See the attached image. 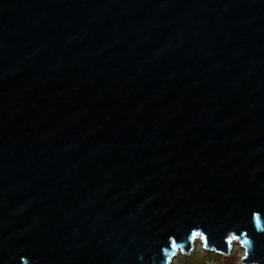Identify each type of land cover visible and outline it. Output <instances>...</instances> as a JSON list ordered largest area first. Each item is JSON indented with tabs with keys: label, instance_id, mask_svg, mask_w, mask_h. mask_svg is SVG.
Masks as SVG:
<instances>
[{
	"label": "water",
	"instance_id": "obj_1",
	"mask_svg": "<svg viewBox=\"0 0 264 264\" xmlns=\"http://www.w3.org/2000/svg\"><path fill=\"white\" fill-rule=\"evenodd\" d=\"M264 264V0H0V264Z\"/></svg>",
	"mask_w": 264,
	"mask_h": 264
},
{
	"label": "rangeland",
	"instance_id": "obj_2",
	"mask_svg": "<svg viewBox=\"0 0 264 264\" xmlns=\"http://www.w3.org/2000/svg\"><path fill=\"white\" fill-rule=\"evenodd\" d=\"M243 255L244 248L237 241L232 243L231 249L227 254H220L215 251L204 249L201 241L197 239L189 254L179 250L177 254L171 258L170 264H187V257L192 258V260L193 257L200 258L199 260H202L204 264H242L241 258ZM193 261L197 262V259Z\"/></svg>",
	"mask_w": 264,
	"mask_h": 264
},
{
	"label": "trees",
	"instance_id": "obj_3",
	"mask_svg": "<svg viewBox=\"0 0 264 264\" xmlns=\"http://www.w3.org/2000/svg\"><path fill=\"white\" fill-rule=\"evenodd\" d=\"M195 259H197V262L196 261H193V260H195ZM200 258H194L193 257V260H192V258H188L187 257V259H186V262H187V264H195V263H197V264H204V263H202V260H199ZM199 262V263H198Z\"/></svg>",
	"mask_w": 264,
	"mask_h": 264
}]
</instances>
